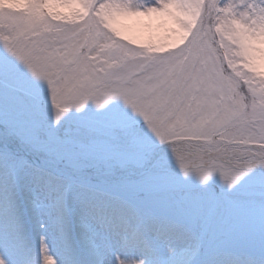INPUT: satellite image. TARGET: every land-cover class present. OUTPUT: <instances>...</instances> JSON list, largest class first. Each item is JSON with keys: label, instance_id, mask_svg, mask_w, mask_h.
<instances>
[{"label": "snow or ice", "instance_id": "obj_1", "mask_svg": "<svg viewBox=\"0 0 264 264\" xmlns=\"http://www.w3.org/2000/svg\"><path fill=\"white\" fill-rule=\"evenodd\" d=\"M38 216L95 264H264V0H0V264Z\"/></svg>", "mask_w": 264, "mask_h": 264}, {"label": "rangeland", "instance_id": "obj_2", "mask_svg": "<svg viewBox=\"0 0 264 264\" xmlns=\"http://www.w3.org/2000/svg\"><path fill=\"white\" fill-rule=\"evenodd\" d=\"M122 32L137 44L161 43L166 39L164 33L158 30L146 17L124 19ZM40 223H47L46 218L38 216L33 221V264L40 262V239L42 236L46 238L47 253L52 255L58 264H95L97 253L94 246L85 242L79 249H76L60 229L48 227L46 230H42L39 227Z\"/></svg>", "mask_w": 264, "mask_h": 264}]
</instances>
